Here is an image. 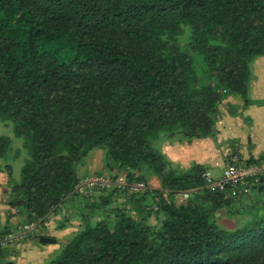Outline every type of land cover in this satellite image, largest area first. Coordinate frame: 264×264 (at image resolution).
<instances>
[{
  "label": "trees",
  "instance_id": "1",
  "mask_svg": "<svg viewBox=\"0 0 264 264\" xmlns=\"http://www.w3.org/2000/svg\"><path fill=\"white\" fill-rule=\"evenodd\" d=\"M262 55L264 0H0V117L28 151L11 205L42 225L71 196L88 204L50 264H264V174L234 195L157 146L215 137L228 96L253 102ZM95 149L106 175L160 188L75 192Z\"/></svg>",
  "mask_w": 264,
  "mask_h": 264
},
{
  "label": "crops",
  "instance_id": "2",
  "mask_svg": "<svg viewBox=\"0 0 264 264\" xmlns=\"http://www.w3.org/2000/svg\"><path fill=\"white\" fill-rule=\"evenodd\" d=\"M249 97L253 101L244 106L242 99L228 96L220 105L221 114L216 123L215 137L195 138L191 143L167 140V155L178 166L188 169L194 163L204 165L215 176H220L224 160L237 154L242 162L260 159L264 152V55L251 63ZM12 157L0 158V235L27 221L11 205L12 187L19 180L14 177ZM81 178L92 174H114L104 168V152L92 150L80 165ZM217 170V172H216ZM124 175L123 173H121ZM152 188H160L157 177L147 175ZM87 199L81 195L69 197L34 234L16 240L8 245H0V255L18 250V260L12 264H41L54 253V243L75 233L81 225V214L87 210ZM40 235L54 238V242H42ZM12 258L11 260H13ZM9 263V262H7ZM11 263V262H10ZM47 263V262H46Z\"/></svg>",
  "mask_w": 264,
  "mask_h": 264
},
{
  "label": "built area",
  "instance_id": "3",
  "mask_svg": "<svg viewBox=\"0 0 264 264\" xmlns=\"http://www.w3.org/2000/svg\"><path fill=\"white\" fill-rule=\"evenodd\" d=\"M264 174V152L259 163L246 164L242 162L237 154H232L225 161L224 169L220 176H215L209 170L202 174L204 184L212 189H224L227 186L231 187L234 195L249 194L252 192V187L256 185L260 176ZM126 190L130 193L145 192L150 187L141 180L129 182L125 177L120 176L115 178L106 174L87 175L79 180L75 186V192L85 196L96 195L101 190L111 189ZM190 195V191L179 193L182 201H186ZM40 221L27 222L17 226L0 235V245H8L16 240H22L37 232L40 228Z\"/></svg>",
  "mask_w": 264,
  "mask_h": 264
},
{
  "label": "rangeland",
  "instance_id": "4",
  "mask_svg": "<svg viewBox=\"0 0 264 264\" xmlns=\"http://www.w3.org/2000/svg\"><path fill=\"white\" fill-rule=\"evenodd\" d=\"M237 97L239 99H241L240 96H237ZM1 136H8V137L11 138V146H10V149H9L5 159H7V157H12L13 158V159L10 158V160H12V167L14 169V171H13L14 172V177L16 179L20 180V178H21V170H22V167L24 165L25 159L28 156V151L24 147V138L16 136V134H15V123H14V121L12 119H6L5 120L2 117H0V137ZM173 139H175V140H177L179 142H188V141H185V140H178L175 137H172V138L171 137H167V134H161L160 137L158 138V141H157L158 148L167 156V158L169 160H171V159L167 155V140L173 141ZM173 165L176 166L177 164L174 163ZM224 165H225V160L223 162V166ZM80 167L81 166H79V170H80ZM216 172H217V170H216ZM148 175H150V174H148ZM152 175H154V174H152ZM178 199L182 202L183 198H181V196L178 195ZM245 207L248 209V204L247 203L245 204ZM222 221H228V223H232L231 220H227L225 217L222 218ZM72 235L73 234H69L66 237V241L65 242L63 240H60L56 244L54 243L55 250H54L53 255L47 261H45V260L42 261L41 264H50V262L52 260L56 259L60 255V253L62 252V250H63V248H64V246L66 244V242L71 238ZM11 245H12V243H11ZM9 249L10 250H9L8 253H6L7 250H5V249L3 250V251H5V253L0 255V264H5L7 262H11L12 263L13 261L16 262L18 260V253H19L18 250L13 255L12 248H9ZM12 258H14V259L11 260Z\"/></svg>",
  "mask_w": 264,
  "mask_h": 264
},
{
  "label": "water",
  "instance_id": "5",
  "mask_svg": "<svg viewBox=\"0 0 264 264\" xmlns=\"http://www.w3.org/2000/svg\"><path fill=\"white\" fill-rule=\"evenodd\" d=\"M39 239H40V241H42V242H54L55 241V239L54 238H51V237H48V236H46V235H40L39 236ZM5 264H12V263H5Z\"/></svg>",
  "mask_w": 264,
  "mask_h": 264
}]
</instances>
